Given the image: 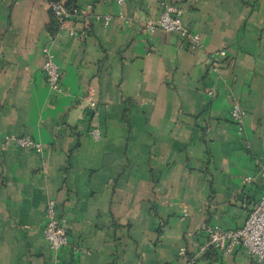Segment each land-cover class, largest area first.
Listing matches in <instances>:
<instances>
[{
    "label": "crops",
    "instance_id": "crops-1",
    "mask_svg": "<svg viewBox=\"0 0 264 264\" xmlns=\"http://www.w3.org/2000/svg\"><path fill=\"white\" fill-rule=\"evenodd\" d=\"M165 1L199 47L147 31ZM50 2L0 0V264H257L200 248L264 194V0H76L55 34ZM21 136L41 151L7 140ZM49 200L58 251L42 236Z\"/></svg>",
    "mask_w": 264,
    "mask_h": 264
},
{
    "label": "built area",
    "instance_id": "built-area-1",
    "mask_svg": "<svg viewBox=\"0 0 264 264\" xmlns=\"http://www.w3.org/2000/svg\"><path fill=\"white\" fill-rule=\"evenodd\" d=\"M118 4H122L124 0H115ZM196 0H192L191 3H195ZM53 14L60 20L64 21L72 16H79L81 12L79 9H75L70 14L64 7V0L54 2L51 4ZM182 11L180 8L169 4L167 1L164 3V8L160 15L155 20H148L146 22V29L149 32H153L156 28L161 29L166 33L176 34L180 39L187 41L192 49H196L200 46V37L197 33L189 31L182 23L181 20ZM109 17H104V21L108 22ZM225 50L215 51L210 57V64L213 69L217 68L219 60L225 56ZM44 60L42 64V71L46 77L47 85L52 90L60 91V76L61 72L58 65L53 60L48 50H43ZM211 92L209 91V94ZM89 104L94 107V102L88 97ZM229 116L233 122L240 127L243 115L239 107V104L233 102L230 107ZM91 136L98 140L100 134L96 129L91 130ZM8 141L15 143L21 148H30L36 152L41 151V145L32 140L28 136H21L15 138H7ZM264 176V168L260 171ZM46 221L42 229V236L48 243L49 247L53 251H58L69 245L68 236L65 228L61 224V220L56 214L55 202L49 200L46 206ZM208 239L200 248L203 253L208 249H215L220 254H228L232 250L238 248L244 251L249 257H251L254 263L260 262L264 258V194L260 197L257 203L249 212L243 225L235 230L221 229L218 227L207 228ZM192 259L189 263H192ZM172 264H187L182 260L174 261Z\"/></svg>",
    "mask_w": 264,
    "mask_h": 264
},
{
    "label": "trees",
    "instance_id": "trees-1",
    "mask_svg": "<svg viewBox=\"0 0 264 264\" xmlns=\"http://www.w3.org/2000/svg\"><path fill=\"white\" fill-rule=\"evenodd\" d=\"M58 1H61V0H51V2H50V7H49L50 22H49L48 29L51 32V34H55L57 32V30H59L60 25L65 21V20L64 21H60L52 12L51 4L54 3V2H58ZM64 7L66 8V10L70 14H72L75 9H78V6L76 5V0H64ZM206 254L208 256L209 255L210 256H216L217 255L215 249H208Z\"/></svg>",
    "mask_w": 264,
    "mask_h": 264
},
{
    "label": "water",
    "instance_id": "water-1",
    "mask_svg": "<svg viewBox=\"0 0 264 264\" xmlns=\"http://www.w3.org/2000/svg\"><path fill=\"white\" fill-rule=\"evenodd\" d=\"M257 264H264V258L260 262H258Z\"/></svg>",
    "mask_w": 264,
    "mask_h": 264
}]
</instances>
